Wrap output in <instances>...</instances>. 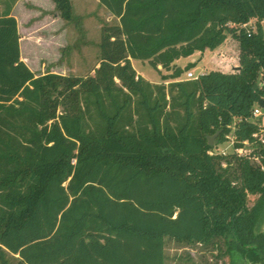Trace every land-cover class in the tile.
I'll list each match as a JSON object with an SVG mask.
<instances>
[{
    "label": "trees",
    "instance_id": "trees-1",
    "mask_svg": "<svg viewBox=\"0 0 264 264\" xmlns=\"http://www.w3.org/2000/svg\"><path fill=\"white\" fill-rule=\"evenodd\" d=\"M54 1L72 20L70 0ZM98 1L118 22L87 76L36 74L16 17L0 14V264H166L167 238L211 245L208 264H264V0ZM228 34L236 71L180 80L196 63L177 59ZM230 133L256 148L214 152Z\"/></svg>",
    "mask_w": 264,
    "mask_h": 264
},
{
    "label": "rangeland",
    "instance_id": "rangeland-1",
    "mask_svg": "<svg viewBox=\"0 0 264 264\" xmlns=\"http://www.w3.org/2000/svg\"><path fill=\"white\" fill-rule=\"evenodd\" d=\"M70 2L72 20L61 16L54 0H0V14L10 8L11 15L18 21L24 61L36 74L53 72L87 76L93 74L94 68L98 66L102 26L115 24L118 18L98 0H70ZM223 46L225 47L207 54L211 58L215 56L213 59L216 61L208 63L204 70L208 72L211 67H215L223 72H233L236 71L235 64L240 66L239 41L232 34H228ZM224 55L228 57L221 60L220 57L223 58ZM134 66L151 80L159 78V74L163 80L161 74L166 72L162 67L159 68L161 69L159 72L148 61L140 59H134ZM190 70L196 76L200 74L199 68ZM188 71L180 77V80L189 79L186 75ZM166 81L164 83L168 86L172 80ZM216 137L213 144H216ZM245 148L250 153L256 148V144H247ZM214 152H226V154L235 152L233 136L229 135L227 141L218 144ZM258 198L259 194H249L248 207H252ZM261 227L264 231V222ZM217 253L211 245L166 239V264H208L215 261L214 255ZM220 262L230 264L229 257L223 256Z\"/></svg>",
    "mask_w": 264,
    "mask_h": 264
},
{
    "label": "crops",
    "instance_id": "crops-1",
    "mask_svg": "<svg viewBox=\"0 0 264 264\" xmlns=\"http://www.w3.org/2000/svg\"><path fill=\"white\" fill-rule=\"evenodd\" d=\"M226 42V41H225ZM224 42V43H225ZM223 43V44H224ZM223 44L222 45H220L218 48H216V49H214L213 51L211 50L210 51V49H206L205 51H195L192 55H190V56H187V57H181V58H179V59H177L176 61H175V63L177 64V65H179V66H182V67H185L188 63H196V66L195 67H193V69H198L199 68V73H201V72H207L206 70H204L205 69V66L206 65H208V63L209 64H211V63H213L214 61H216V60H214L213 58L215 57V56H213V58H211L210 56H208L207 54L210 52L211 54L213 53V52H216V50H218L219 48H223V47H225V46H223ZM20 46H21V38H20ZM226 57H228L227 55H224L223 56V58H221L220 57V59L221 60H225L226 59ZM21 58L24 60V58H23V55H22V48H21ZM213 59V60H212ZM217 63H219L218 62V60H217ZM132 64L134 65V59H132ZM238 64H235V68H236V70H237V68H238ZM135 67V66H134ZM162 66L161 65H159V68H161ZM212 69H214V70H217V69H219V68H215V67H211L209 70H212ZM136 70H137V72H138V74H142V73H140L139 72V70L136 68ZM208 70V71H209ZM227 71V70H226ZM164 74H168L169 72L168 71H166V72H163ZM143 75V74H142ZM143 77L144 78H146L147 80H149L150 82H152V83H161L163 80H161V78H160V74H159V78H156V79H154V80H151V79H149L147 76H144L143 75ZM164 82H167V81H164Z\"/></svg>",
    "mask_w": 264,
    "mask_h": 264
},
{
    "label": "built area",
    "instance_id": "built-area-1",
    "mask_svg": "<svg viewBox=\"0 0 264 264\" xmlns=\"http://www.w3.org/2000/svg\"><path fill=\"white\" fill-rule=\"evenodd\" d=\"M242 27H245L247 29V31H248V34L250 35L251 32L256 29V23H255L254 20H250L247 23L242 24ZM201 73H204V72H201ZM186 75H187V78H189V79L198 77V75L196 76L195 73L192 70L188 71L186 73ZM260 84L262 86H264V73H261ZM253 115L255 117H261V119H262V121L260 123V130L258 132H256V133H254L253 136L259 142L264 143V106H260L259 103H258L255 106V108H254ZM229 135L233 136V143L235 145V136L233 135V133H230ZM229 135H227L228 138H229ZM243 144H244L243 146H240V147H237V148L234 146L235 152H237L239 155H244V156L249 155L251 152L248 153L246 151L245 145L253 144V143L249 142L248 140H245L243 142ZM223 154H226V152H223Z\"/></svg>",
    "mask_w": 264,
    "mask_h": 264
},
{
    "label": "water",
    "instance_id": "water-1",
    "mask_svg": "<svg viewBox=\"0 0 264 264\" xmlns=\"http://www.w3.org/2000/svg\"><path fill=\"white\" fill-rule=\"evenodd\" d=\"M259 105H260V106H264V101H263V100H260V101H259ZM216 136H217V134H215L214 136H211V137H210V140H209V143H210V144H213V140H214V138H215Z\"/></svg>",
    "mask_w": 264,
    "mask_h": 264
}]
</instances>
